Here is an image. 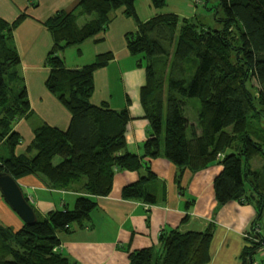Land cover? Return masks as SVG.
Wrapping results in <instances>:
<instances>
[{
	"label": "trees",
	"instance_id": "16d2710c",
	"mask_svg": "<svg viewBox=\"0 0 264 264\" xmlns=\"http://www.w3.org/2000/svg\"><path fill=\"white\" fill-rule=\"evenodd\" d=\"M135 1L79 0L74 10H58L42 22L53 41L45 58L49 73L44 84L70 119L66 129L46 123L36 127L21 153H16L21 136L14 126L31 114V108L12 38L27 15L22 12L12 22L0 17V143L8 150V155H0V172L14 179L35 175L59 190L76 191L81 183L82 193L72 208L50 210L45 217L35 213V221L18 230L0 224V264H77L57 252L56 233L90 219L96 198L110 193L117 170L144 168L137 181L122 187L121 197L156 204L157 178L148 161L160 156L176 167L181 192L185 170L197 172L216 161L221 165L213 180L217 206L252 203L257 209L252 231L257 227L264 208V0H217L221 26L216 29L175 13H159L141 22ZM150 1L155 8L166 3ZM117 10L136 21L135 31L124 35L127 52L146 59L140 103L151 132L141 155L126 150L127 107L116 110L107 102L90 101L94 72L105 67L113 53H99L90 64L74 69L59 56L62 49L104 33L111 12ZM92 13L94 18L78 24L79 18ZM250 79L258 85L255 95L247 88ZM191 100L198 101L195 126L184 115ZM255 122L259 124L253 127ZM55 156L62 157L57 164ZM255 157L262 162L252 169ZM213 232V223L203 231L161 232L156 245L129 251V264H207ZM258 237L244 246L241 264H254L253 254L264 244L262 235Z\"/></svg>",
	"mask_w": 264,
	"mask_h": 264
},
{
	"label": "crops",
	"instance_id": "0c3cea01",
	"mask_svg": "<svg viewBox=\"0 0 264 264\" xmlns=\"http://www.w3.org/2000/svg\"><path fill=\"white\" fill-rule=\"evenodd\" d=\"M78 1L0 0V17L5 21H14L22 12L27 15L13 30L12 38V45L20 57L17 70L24 79L31 108V114L20 118L14 126L21 136L16 153H21L17 151L18 147L23 146L25 149L30 144L33 130L41 124L46 123L60 129H66L69 124L68 111L44 84L49 73L45 58L53 41L42 22L58 10H74ZM112 19L116 28L114 36L107 29L80 45L62 49L59 56L67 68L74 69L92 62L99 53L112 52L114 58L105 67L94 72V92L90 101L96 105L107 102L113 109L120 110L121 104H112V98L108 94L109 65L131 55L125 46L126 20L122 11H116ZM108 36L112 38L113 47L107 43ZM98 38L102 40L97 41ZM102 41L105 42L104 45H101ZM84 55L86 58L83 59ZM127 99L126 107L129 103ZM129 114L130 120L125 132L126 150L141 155L143 142L150 130L149 122L144 114L132 115L131 111ZM190 125L195 126L196 122H191ZM148 165L157 178L155 191L159 200L156 204L147 207L141 201L121 197L122 187L137 181L140 175L145 174L144 168L139 171L117 170L110 193L96 198L97 206L90 213V219L83 226L73 225L70 231L56 233L60 240L57 252L77 264H129V251L156 245L161 232L174 228L182 232L203 231L213 223L210 260L207 264H241L240 254L244 246L248 241L259 239L258 235H262V231L258 223V231H252L257 215V209L252 203L229 201L217 206L213 180L221 171V165L215 161L197 172L185 170L180 182L182 192L176 184L177 169L170 161L160 156L149 159ZM259 166L260 163L255 167L251 165L252 169ZM16 181L39 217H45L50 210L69 208L76 197L82 194L81 183L75 185L77 189L74 191L54 189L35 175H26ZM0 224L13 230H18L24 224L6 204L1 193Z\"/></svg>",
	"mask_w": 264,
	"mask_h": 264
},
{
	"label": "rangeland",
	"instance_id": "374dc122",
	"mask_svg": "<svg viewBox=\"0 0 264 264\" xmlns=\"http://www.w3.org/2000/svg\"><path fill=\"white\" fill-rule=\"evenodd\" d=\"M217 0H166L165 5L162 8H155L152 6L150 0H136L134 2V8L136 17L139 21L143 22L155 14L159 13H175L179 15V17H186L191 18L194 22L198 24H203L206 27L211 29L220 28V23L217 21L221 15L216 13ZM119 11V10H117ZM116 11H112L110 16L111 19L114 16ZM118 13V12H117ZM217 15V17H216ZM126 22L124 29L126 32H134L136 29V21L133 16H125ZM94 18V14L83 16L79 18L78 24L82 25L85 21ZM113 20V19H112ZM115 21V20H114ZM108 30L111 31L112 36L116 33L115 23L110 22ZM106 29V30H107ZM105 30V31H106ZM107 43L112 45V38L109 36L106 38ZM101 45H104L105 42H100ZM85 52V51H84ZM67 59L69 58L68 55ZM86 58L84 55L83 59ZM86 63L87 64H90ZM163 61L160 60L158 64V68L161 70ZM188 64V63H187ZM145 66H146V59L144 58L143 54H138L135 56H129L125 60L114 62L109 65V72H108V94L112 98V104H121L122 109L126 107L125 100L128 98V107L127 109L132 113L135 114H144L143 108L140 103V89L145 83ZM189 66L192 67L193 64L189 63ZM189 79V78H188ZM247 88L252 94H256L258 90V85L255 79H250L247 83ZM187 107L184 108V115L187 117L188 122H196V111L198 108V101L191 100ZM129 111V112H130ZM259 123H254L253 127H256ZM151 130H149V133ZM148 133V134H149ZM19 152H24L25 149L23 146L18 147ZM0 155H8V150L5 144L0 143ZM62 160L61 156H55L53 163H59ZM262 160L259 157H255L251 160L250 164L255 167L257 163L261 164ZM251 188L247 187L246 192L250 195ZM69 208L73 207V203L69 205ZM258 226L262 231V236L264 238V208L261 213V217L258 221ZM253 260L258 264H264V244L263 246L253 254Z\"/></svg>",
	"mask_w": 264,
	"mask_h": 264
},
{
	"label": "water",
	"instance_id": "95a60500",
	"mask_svg": "<svg viewBox=\"0 0 264 264\" xmlns=\"http://www.w3.org/2000/svg\"><path fill=\"white\" fill-rule=\"evenodd\" d=\"M0 193L6 204L25 224H31L35 221L34 209L24 196L16 179L5 172H0Z\"/></svg>",
	"mask_w": 264,
	"mask_h": 264
},
{
	"label": "built area",
	"instance_id": "2783aa9c",
	"mask_svg": "<svg viewBox=\"0 0 264 264\" xmlns=\"http://www.w3.org/2000/svg\"><path fill=\"white\" fill-rule=\"evenodd\" d=\"M146 206L148 207V205H146ZM258 229H259L258 227L255 228L256 231H258ZM246 237H248V235H246ZM248 238H249V237H248ZM253 241H258V239L255 238V239H253ZM254 264H258V263H257V262H254Z\"/></svg>",
	"mask_w": 264,
	"mask_h": 264
}]
</instances>
